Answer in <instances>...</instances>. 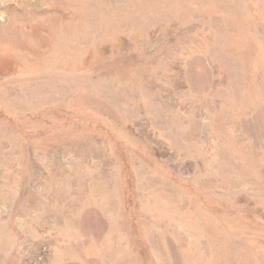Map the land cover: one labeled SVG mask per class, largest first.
<instances>
[{
  "label": "rangeland",
  "instance_id": "obj_1",
  "mask_svg": "<svg viewBox=\"0 0 264 264\" xmlns=\"http://www.w3.org/2000/svg\"><path fill=\"white\" fill-rule=\"evenodd\" d=\"M0 264H264V0H0Z\"/></svg>",
  "mask_w": 264,
  "mask_h": 264
}]
</instances>
